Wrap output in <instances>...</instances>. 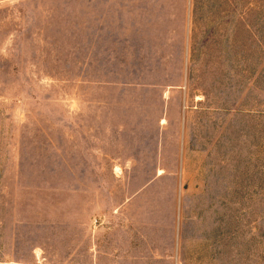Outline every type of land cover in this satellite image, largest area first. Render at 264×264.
<instances>
[{"label": "rangeland", "instance_id": "1", "mask_svg": "<svg viewBox=\"0 0 264 264\" xmlns=\"http://www.w3.org/2000/svg\"><path fill=\"white\" fill-rule=\"evenodd\" d=\"M150 196L183 264H264V0H0V264L167 248Z\"/></svg>", "mask_w": 264, "mask_h": 264}, {"label": "crops", "instance_id": "2", "mask_svg": "<svg viewBox=\"0 0 264 264\" xmlns=\"http://www.w3.org/2000/svg\"><path fill=\"white\" fill-rule=\"evenodd\" d=\"M156 198L158 197L150 196L141 199L142 201L139 203L141 206L138 207V210H140L141 212V209H143V204L148 202L146 205L147 212L143 214L141 217L137 216V219L144 220L145 221L144 225L147 227V229H150V231L154 233H156L157 231V234L159 236L163 235L162 234L163 227L165 225H167L168 227L171 225V227H169V231L167 230L168 235L165 232V234L167 235V243H169L167 244V248H165L164 246L161 247L157 243H152V242L148 243L145 246V249L143 248V250L136 249L138 247H136L135 249L129 247V249H132V251L131 252L125 251L126 261L124 262L123 260H121L119 264H183L184 261L179 251L181 246L180 244L181 233L179 232L176 223V221L180 219L181 214L178 211L176 203L175 206H173V209L169 212L168 208H164V205H166V203H164L162 206L160 204L157 205L155 203ZM132 199L133 198L128 199L123 203V205L125 204L131 206L130 204L133 203V201H131ZM149 200H150V204H149ZM136 215H138L137 212ZM132 219H134V217ZM164 219H167V221L169 219L171 223L167 222L165 224ZM143 238L147 240V236H143ZM133 250H135L136 252L134 253ZM145 252H149V253H145Z\"/></svg>", "mask_w": 264, "mask_h": 264}]
</instances>
